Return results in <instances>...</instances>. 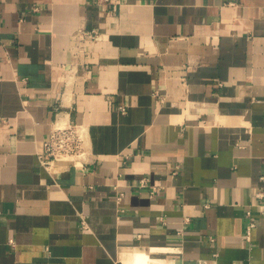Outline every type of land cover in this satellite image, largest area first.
Wrapping results in <instances>:
<instances>
[{"label": "crops", "instance_id": "0c3cea01", "mask_svg": "<svg viewBox=\"0 0 264 264\" xmlns=\"http://www.w3.org/2000/svg\"><path fill=\"white\" fill-rule=\"evenodd\" d=\"M263 175L264 0H0V264H264Z\"/></svg>", "mask_w": 264, "mask_h": 264}, {"label": "built area", "instance_id": "2783aa9c", "mask_svg": "<svg viewBox=\"0 0 264 264\" xmlns=\"http://www.w3.org/2000/svg\"><path fill=\"white\" fill-rule=\"evenodd\" d=\"M99 5L104 6L107 10H114L117 5L121 3V0H96ZM99 36L96 30L88 31L82 30L80 33V39L82 41L88 39H96ZM123 112H126L125 107L120 108ZM3 123L7 124V120H3ZM86 155V135L84 130L77 124L59 125L53 128L46 140L42 150L37 152V158L41 167L47 171L53 168L55 163H59L62 166L68 167L70 165L85 164ZM179 166H176V170ZM175 170V172H176ZM264 178V175L262 176ZM147 181L142 179L140 186H146ZM154 190L152 191V193ZM121 196L123 194H120ZM259 198L264 197V192L257 194ZM118 196V199H121ZM259 213L264 215V204H258ZM249 217L253 216L252 209L247 211ZM165 224L166 221L162 219ZM83 225L86 227V222L83 221ZM257 226V222L251 219L246 227L244 236L250 240L253 229ZM214 241V238H211Z\"/></svg>", "mask_w": 264, "mask_h": 264}, {"label": "bare ground", "instance_id": "6f19581e", "mask_svg": "<svg viewBox=\"0 0 264 264\" xmlns=\"http://www.w3.org/2000/svg\"><path fill=\"white\" fill-rule=\"evenodd\" d=\"M59 166H60L59 163H55L53 165V168L58 169ZM158 262L159 261L157 259L150 257L146 253H142V254L137 255V264H158Z\"/></svg>", "mask_w": 264, "mask_h": 264}]
</instances>
